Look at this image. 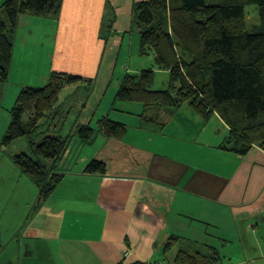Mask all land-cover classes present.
Instances as JSON below:
<instances>
[{
    "label": "crops",
    "instance_id": "crops-1",
    "mask_svg": "<svg viewBox=\"0 0 264 264\" xmlns=\"http://www.w3.org/2000/svg\"><path fill=\"white\" fill-rule=\"evenodd\" d=\"M140 1L61 0L56 18L20 16L8 73L9 82L20 75L14 98L53 72L81 77L92 89L84 82L63 89L84 94L71 99L77 108H66L74 118L50 197L32 209L36 186L10 177L0 264H168L171 237L201 248L245 243L232 264H264V152L224 149L228 128L215 113L204 120L187 104L143 113L140 103L115 101L125 77L143 70L168 76V86V72L154 68L151 53L140 54ZM39 37L40 47L26 44ZM102 118L125 126L123 137L98 132ZM81 126L95 130L91 140L77 137ZM92 160L105 165L103 174L84 172Z\"/></svg>",
    "mask_w": 264,
    "mask_h": 264
},
{
    "label": "trees",
    "instance_id": "trees-1",
    "mask_svg": "<svg viewBox=\"0 0 264 264\" xmlns=\"http://www.w3.org/2000/svg\"><path fill=\"white\" fill-rule=\"evenodd\" d=\"M249 5L256 6L258 17V26L251 29L245 14ZM60 6L61 0H6L0 4V97L20 16L56 18ZM134 20L140 33V54L151 53L154 68L168 72V86L152 90L154 70H143L125 77L115 101L140 103L143 113L184 104L204 120L215 113L228 128L224 149L240 156L253 147L264 152V0H143L134 6ZM81 82L90 92L92 86L83 78L53 72L45 86L23 87L10 111L4 142L22 137L29 141L31 157L15 155L12 162L38 190L32 209L45 202L61 181L57 168L70 138L58 133L44 135L39 131L40 122L48 112L53 114L65 87ZM96 125L106 138L120 139L126 131L108 118ZM94 131L81 126L76 135L87 142ZM84 172L103 174L105 165L92 160ZM183 242L176 237L168 240L164 255L175 250L168 264H221L216 249L201 250Z\"/></svg>",
    "mask_w": 264,
    "mask_h": 264
},
{
    "label": "rangeland",
    "instance_id": "rangeland-1",
    "mask_svg": "<svg viewBox=\"0 0 264 264\" xmlns=\"http://www.w3.org/2000/svg\"><path fill=\"white\" fill-rule=\"evenodd\" d=\"M6 0H0V4H2ZM245 14H246V25L247 28L251 29L256 28L258 26V17H257V9L254 5H249L245 7ZM5 18V16H4ZM136 28V27H135ZM138 28V27H137ZM139 32V31H138ZM31 38L27 39L26 44L33 45L36 43L39 47L41 46V37L37 40H30ZM16 61V60H15ZM164 75H155L154 84L152 90L159 91L164 90L163 88H167V79L164 78ZM20 75H17L14 80H10L8 78L7 81L1 89V98H0V240L4 242V235H5V226H2L3 222V213L2 210L6 205V200L9 198L7 197V183L12 177V175H20V172L17 170L16 166L12 162V158L15 155L19 154H26L31 157V150L29 141L27 138H19L12 142H4V136L7 132L8 126L11 121V109L15 104L16 98H14L15 94V82H18ZM44 85L33 86V87H43ZM26 87V86H25ZM23 88V87H22ZM83 89L79 88L76 90L75 88L71 87L67 90L61 91L58 96V100L63 101L64 98H68L66 101H63L62 110H59V104L57 108L54 110L53 114L48 112V116L44 117L39 126V131L44 132L46 134H56L60 133V135L65 136L64 132L67 130V127L70 126L74 118V111L71 112L70 116L66 113V108H77L79 105V100L75 104H71V99L79 98L83 96ZM170 110L174 109V107H170ZM25 117V116H24ZM26 118V117H25ZM25 120V119H24ZM63 131V132H62ZM62 132V133H61ZM40 140L39 138L36 139ZM205 245L213 246L219 252L224 255L223 264H232V261L239 260L240 257L237 255V251L240 250L242 253L241 245H245V243H241V245L237 243H205ZM203 250L204 248H201ZM221 255V256H222ZM248 259V256L246 257ZM252 264V263H249Z\"/></svg>",
    "mask_w": 264,
    "mask_h": 264
}]
</instances>
